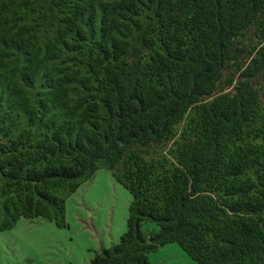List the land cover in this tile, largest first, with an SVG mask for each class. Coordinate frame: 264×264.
<instances>
[{
	"label": "trees",
	"instance_id": "1",
	"mask_svg": "<svg viewBox=\"0 0 264 264\" xmlns=\"http://www.w3.org/2000/svg\"><path fill=\"white\" fill-rule=\"evenodd\" d=\"M103 169L132 200L88 264H264V0H0V232Z\"/></svg>",
	"mask_w": 264,
	"mask_h": 264
},
{
	"label": "rangeland",
	"instance_id": "2",
	"mask_svg": "<svg viewBox=\"0 0 264 264\" xmlns=\"http://www.w3.org/2000/svg\"><path fill=\"white\" fill-rule=\"evenodd\" d=\"M132 197L100 170L67 201V228L42 218L22 219L0 232V264H88L93 251L109 248L127 230ZM145 229L157 226L144 225ZM152 264H197L178 245L167 244L149 255Z\"/></svg>",
	"mask_w": 264,
	"mask_h": 264
}]
</instances>
